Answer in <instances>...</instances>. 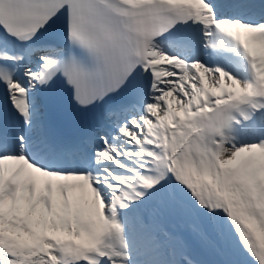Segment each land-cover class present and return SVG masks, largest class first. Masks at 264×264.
<instances>
[{
    "label": "snow or ice",
    "instance_id": "1",
    "mask_svg": "<svg viewBox=\"0 0 264 264\" xmlns=\"http://www.w3.org/2000/svg\"><path fill=\"white\" fill-rule=\"evenodd\" d=\"M0 264H264V0H0Z\"/></svg>",
    "mask_w": 264,
    "mask_h": 264
}]
</instances>
